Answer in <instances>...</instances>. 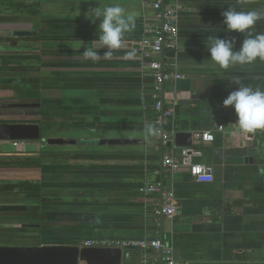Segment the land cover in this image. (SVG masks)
Here are the masks:
<instances>
[{
    "label": "crops",
    "instance_id": "obj_1",
    "mask_svg": "<svg viewBox=\"0 0 264 264\" xmlns=\"http://www.w3.org/2000/svg\"><path fill=\"white\" fill-rule=\"evenodd\" d=\"M144 1L153 0H35L33 16H0L7 37L18 30L36 33L29 37L35 41L0 45V104L39 105L14 116L23 121L2 112L0 123L37 124L42 138L134 141L0 142L23 147L0 152V177L7 181L0 184L7 188L0 192V246L81 247L91 239L159 237L181 264H264V131L242 133L234 109L223 106L240 83L264 89V61L221 69L210 62L207 47L216 37L235 38L238 51L244 36L224 30L222 13L227 7L264 10V0H177L178 50L166 52L163 62L166 68L175 64L182 78L165 83L163 102L175 108L178 133L223 127L208 144L191 137V146L202 151L199 162L213 168L209 184L194 183L185 170L169 175L161 160L173 146L163 147L156 134L145 139L146 125L157 129L153 79L140 45L151 37L154 12ZM115 3L136 17L124 47L111 60L82 58L100 22L86 14ZM253 31L264 33V17ZM131 50L137 58L122 59ZM11 109L19 108L0 110ZM154 183L171 188L175 198V218L161 219L159 227L151 213L156 195L139 192ZM122 264H142L140 251L129 250Z\"/></svg>",
    "mask_w": 264,
    "mask_h": 264
},
{
    "label": "built area",
    "instance_id": "obj_2",
    "mask_svg": "<svg viewBox=\"0 0 264 264\" xmlns=\"http://www.w3.org/2000/svg\"><path fill=\"white\" fill-rule=\"evenodd\" d=\"M143 6H150L154 12V24L150 30L149 40L141 42L142 56L147 59L148 68L153 79V109L156 112V137L163 147L173 146L171 153L161 160L162 169L169 175L185 170L192 181L197 184H209L213 182V168L199 162L202 151L196 146L175 147L174 137L178 133L175 127V108L165 106L163 102V87L165 83L175 82L182 78L177 73L175 64L166 68L163 57L166 52L174 53L179 45V27L177 0H153L151 3L143 2ZM223 131L221 125L214 130H203L191 134L197 142L208 144L214 140V132ZM1 162V155H0ZM145 196L156 195L152 202L151 213L155 225L160 226L161 219L173 220L176 215L174 205V192L162 183L149 184L139 190ZM85 248L119 249L122 253L129 250H138L142 255V264H181L174 257L171 244L162 238L137 239V240H104L91 239L81 244ZM154 255L147 258V253Z\"/></svg>",
    "mask_w": 264,
    "mask_h": 264
},
{
    "label": "clouds",
    "instance_id": "obj_3",
    "mask_svg": "<svg viewBox=\"0 0 264 264\" xmlns=\"http://www.w3.org/2000/svg\"><path fill=\"white\" fill-rule=\"evenodd\" d=\"M224 30L231 34H242L244 39L239 50L235 49L236 40L213 39L207 45L210 62L221 69H228L232 66H247L264 61V33H254V25L264 17V10H237L235 7H227L222 13ZM86 18L97 25V38L92 43L85 46L81 53L82 58L94 61L111 60L114 53L124 47V39L127 33L131 32L136 24V17L126 13L123 6L118 3L106 4L91 8L86 14ZM107 51L100 54V49ZM137 58L135 50L128 51L122 59L133 60ZM225 108L234 109L237 117L234 123L242 133H256L264 131V89L253 88L242 83L235 91L230 92L223 101ZM152 125H146L144 136L147 140L155 135ZM264 172V169H261Z\"/></svg>",
    "mask_w": 264,
    "mask_h": 264
},
{
    "label": "water",
    "instance_id": "obj_4",
    "mask_svg": "<svg viewBox=\"0 0 264 264\" xmlns=\"http://www.w3.org/2000/svg\"><path fill=\"white\" fill-rule=\"evenodd\" d=\"M33 31H14L12 36L21 39L35 36ZM34 103H1L0 109L38 107ZM191 134L179 132L174 137L177 147H190ZM46 145H125L131 140L96 139L93 141L66 138H42L41 127L30 123H0V142H37ZM126 253L119 249L85 248L78 245L0 246V264H122Z\"/></svg>",
    "mask_w": 264,
    "mask_h": 264
},
{
    "label": "rangeland",
    "instance_id": "obj_5",
    "mask_svg": "<svg viewBox=\"0 0 264 264\" xmlns=\"http://www.w3.org/2000/svg\"><path fill=\"white\" fill-rule=\"evenodd\" d=\"M11 1L12 0H10V1H8V2H4V3H0V16L1 15H10V16H16V17H18V16H28V15H25V13L24 12H28V11H30V10H32L33 8H27L28 10H25L24 12H22L23 10H21V12H19V11H17V9H11V7H9V4L11 3ZM5 31H2V32H0V37H4V38H7V36H5L4 34H6V33H4ZM0 45L1 46H4V43L2 42V43H0ZM2 112H4V114H6L7 113V116H10V117H12L13 118V120L12 121H19V120H21V121H23V120H25V119H14L15 117L14 116H24V113H32L33 112V109H11V110H0V113H2ZM6 112V113H5ZM1 116V115H0ZM4 116H6V115H4ZM9 121V120H8ZM1 144H3V143H1ZM0 144V145H1ZM17 144H20V142H17ZM25 144H29L30 145V143H25ZM2 146V145H1ZM23 147L22 146H19V147H17V148H12L10 145L9 146H6V147H0V152H5V150H7V151H13L14 149V151H16V150H19V149H22ZM7 166V165H6ZM0 181L1 182H3V183H0V184H4V182H7L6 181V179L5 178H3V177H0ZM4 187V186H3ZM7 190V188H2L1 190H0V192L1 191H6ZM15 190H16V188H15ZM4 227V226H3ZM7 227V226H6ZM5 242V241H4ZM13 243V242H12ZM15 244H25V242H14ZM26 245H33V244H26ZM21 246H23V245H21Z\"/></svg>",
    "mask_w": 264,
    "mask_h": 264
},
{
    "label": "trees",
    "instance_id": "obj_6",
    "mask_svg": "<svg viewBox=\"0 0 264 264\" xmlns=\"http://www.w3.org/2000/svg\"><path fill=\"white\" fill-rule=\"evenodd\" d=\"M8 2L10 0H0V3H4V2ZM1 6V5H0ZM36 6V2L35 0H12L11 3L9 4V7H11V9H17V11L21 12V10H23L22 12H24L25 10H28L27 8H35ZM25 15H28V16H33V9L28 11V12H24ZM23 40H27V41H35L36 38H27V39H23ZM16 41H18V39L16 38H10V37H7V38H4V37H0V43L2 42H6V43H9V44H14ZM154 104V102H153ZM153 111L155 112V110L153 109ZM156 118H157V115H156ZM158 128V126L156 125V129ZM3 163L0 162V165Z\"/></svg>",
    "mask_w": 264,
    "mask_h": 264
}]
</instances>
